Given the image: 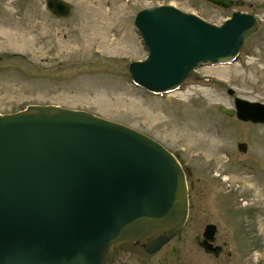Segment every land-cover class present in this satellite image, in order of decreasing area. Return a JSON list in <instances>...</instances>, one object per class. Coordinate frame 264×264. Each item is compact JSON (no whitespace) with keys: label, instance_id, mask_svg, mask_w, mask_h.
<instances>
[{"label":"water","instance_id":"1","mask_svg":"<svg viewBox=\"0 0 264 264\" xmlns=\"http://www.w3.org/2000/svg\"><path fill=\"white\" fill-rule=\"evenodd\" d=\"M44 4L55 17L72 11L65 0ZM131 25L146 54L127 63L129 80L147 92L167 94L199 65L232 62L257 19L232 11L215 25L162 4L137 10ZM216 109L264 124L262 102L234 96L232 108ZM236 148L244 152L246 145L238 142ZM185 215L184 169L148 136L52 104L0 114V264H105L120 242L156 235L163 243Z\"/></svg>","mask_w":264,"mask_h":264},{"label":"rangeland","instance_id":"2","mask_svg":"<svg viewBox=\"0 0 264 264\" xmlns=\"http://www.w3.org/2000/svg\"><path fill=\"white\" fill-rule=\"evenodd\" d=\"M65 1L72 11L57 18L44 0H0V114L52 104L148 136L174 155L186 180H216L225 189L233 220L255 231L264 261V124L216 109L232 108L234 96L264 103V44L242 48L227 64L199 65L167 94L135 86L126 73L128 62L146 54L131 25L137 10L170 4L218 25L243 8L206 0Z\"/></svg>","mask_w":264,"mask_h":264},{"label":"flooded vegetation","instance_id":"3","mask_svg":"<svg viewBox=\"0 0 264 264\" xmlns=\"http://www.w3.org/2000/svg\"><path fill=\"white\" fill-rule=\"evenodd\" d=\"M231 1L230 7L240 6L241 12L257 19L256 30L241 46L250 52L264 44V19L258 17L264 0ZM185 187L186 215L174 235L160 244L156 235L120 242L109 251L105 264H264L261 240L255 231L248 232L245 222L233 220V207L216 180L185 179Z\"/></svg>","mask_w":264,"mask_h":264}]
</instances>
